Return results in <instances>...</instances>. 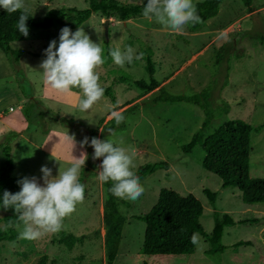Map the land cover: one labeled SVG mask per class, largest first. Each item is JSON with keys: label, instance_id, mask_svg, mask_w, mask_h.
Segmentation results:
<instances>
[{"label": "rangeland", "instance_id": "374dc122", "mask_svg": "<svg viewBox=\"0 0 264 264\" xmlns=\"http://www.w3.org/2000/svg\"><path fill=\"white\" fill-rule=\"evenodd\" d=\"M123 3H142L144 0H118ZM204 0H195L201 2ZM33 19L39 21L50 9L87 8V0H25ZM3 8L0 7V12ZM93 14L79 28L102 46L104 22ZM109 43L121 51L131 46L139 60L123 67L113 61L97 71L104 89L110 88L116 102L103 98L88 111H80L79 89L61 95L46 87L42 80L41 62L51 41H57L61 29L28 28L22 42L11 43L14 50H23L18 61L0 51V166L4 161L2 145L8 136L18 134L11 144L15 162L13 176L37 177L42 181V166L58 175L66 169L72 155L86 152L88 159L81 170L80 180L86 185L85 199L64 220L67 234L80 239L69 250L59 244V232L46 234L36 241L20 239L3 242L0 264H37L42 255L53 264H108L105 220L106 187L98 180L103 158L93 159L91 138L105 140L109 131L122 139L124 147L135 151V171L145 164H169V169H157L140 181L144 192L135 201L121 199L120 211L126 217L120 246L113 264H264V205H248L236 187H222L219 177L202 167L204 151L196 147L184 154L181 146L188 143L205 119L203 111L189 103H162L160 96H194L209 93L213 121L205 135L223 122L239 119L254 126L264 122V0H252L246 8L240 0H225L218 14L192 31L189 26L181 34L147 18L130 19L109 24ZM79 28L72 30L74 33ZM152 50L154 78L157 87L151 91L138 89L133 81L120 83L118 71L131 75L133 80L149 84L144 68L145 50ZM227 67L229 68L227 70ZM124 76V74L122 75ZM227 76L228 84L223 85ZM117 101L119 104L117 105ZM9 108H13L10 111ZM111 110L121 111L125 117L119 126L110 118ZM70 122H69V121ZM12 124L13 126L9 125ZM3 124L10 130L5 131ZM12 134V135H11ZM72 137H75V142ZM85 137L89 145L80 147ZM250 175L264 178V128L253 133ZM161 189L173 190L181 196L193 195L202 205L201 225L206 234L213 229L214 215L229 213L234 220L258 219L257 224H241L224 229L222 245L226 248L213 256L204 252L208 246L197 235L195 252L190 256L142 257L145 223L134 217L148 213L157 203ZM216 194L211 204L204 190ZM7 213L0 210V230ZM19 233L22 229L15 227ZM247 241L249 245L235 247Z\"/></svg>", "mask_w": 264, "mask_h": 264}, {"label": "trees", "instance_id": "16d2710c", "mask_svg": "<svg viewBox=\"0 0 264 264\" xmlns=\"http://www.w3.org/2000/svg\"><path fill=\"white\" fill-rule=\"evenodd\" d=\"M52 1V0H49ZM225 0H204L196 2L198 15L201 22L189 26L192 31L201 28L206 21L218 14L220 5ZM241 3L249 8L252 0H240ZM147 0L142 3H123L118 0H87V8H59L48 10L39 21L33 19L29 13L27 27L48 30L53 26L69 27L75 30L87 22L93 14L103 18H115L120 22H125L135 18H145L142 15L143 8ZM20 12L8 14L4 9L0 12V51L12 58V61H18L24 54L23 50H14L11 43L22 42L26 40L16 28ZM110 39V37H109ZM109 39L102 41L103 54L106 58L104 65L110 64L113 60L109 55V50L113 49ZM152 50H145L144 68L149 77V84L143 80H133L126 72L118 71L120 83L133 81L134 85L144 91H151L157 87L154 78V63L152 60ZM229 68L227 67V70ZM124 74V76H122ZM228 84L227 76L223 85ZM104 96L110 98L112 103L116 102L115 95L110 88L105 89ZM209 93L201 92L194 96L186 95H168L160 96L158 102L162 103H189L200 108L205 116L201 128L195 132L191 140L181 146L184 154H190L193 149L200 147L204 151L202 167L219 177L222 181V187H236L241 192L242 200L248 205H264V178H256L250 175V162L253 133L259 132L264 128V122L254 126L244 120L233 119L223 122L212 133L205 135V130L213 121V114L210 111L211 102ZM69 121V120H68ZM70 122V121H69ZM12 135V134H11ZM18 137V134L8 136L2 145L4 161L0 166V206H2V197L5 190L12 193L20 191L19 180L13 176L15 162L11 157V142ZM157 169H169V164L162 162L159 164H145L139 167L135 172L142 181L149 173ZM83 183V179L80 180ZM106 187L107 199L105 202V220L108 228L107 249L108 264H113L120 246L122 231L126 223V217L120 211L122 200L115 197L109 189L112 182L104 183ZM211 204L215 203L216 194L209 190H204ZM0 210L7 213L3 218L4 229L0 230V246L3 242H15L18 240L19 231L15 228L21 224L13 208L7 210L0 207ZM203 207L201 203L191 194L181 196L173 190L161 189L157 203L151 210L134 218L145 223L143 243L139 250L142 257L169 256L181 257L190 256L195 252V244L192 237L195 234L200 235L206 242L208 248L204 252L206 255L213 256L225 251L222 245L224 229L241 224H257L256 218H245L234 220L229 213L215 214L213 229L210 234H206L201 225ZM57 242L63 244L69 250L80 242L76 236L67 234L61 230ZM249 245L247 241L235 243V247ZM37 264L48 263V257L42 255ZM142 264H149L143 260Z\"/></svg>", "mask_w": 264, "mask_h": 264}, {"label": "clouds", "instance_id": "9594fccd", "mask_svg": "<svg viewBox=\"0 0 264 264\" xmlns=\"http://www.w3.org/2000/svg\"><path fill=\"white\" fill-rule=\"evenodd\" d=\"M0 7L8 14L21 13L16 28L23 36H28L30 9L25 0H0ZM142 15L149 20L154 19L175 34H181L187 26L201 22L195 0H147ZM44 55L46 59L39 67L46 87L61 95H70L73 89H79L82 97L78 98V108L82 112L92 109L103 98L105 89L97 69L106 62V58L101 45L93 41L84 29L79 28L73 33L69 27L62 28L59 46L56 40L51 41ZM109 55L116 65L123 67L134 59H141L143 53L136 55L129 46L124 51L110 49ZM110 118L117 126L125 120L123 113L117 110H111ZM72 138L75 142V137ZM87 145L89 138L85 137L80 147ZM123 145V140L114 138L111 130L107 139L93 137L90 141L94 149L93 159L103 158L98 180L103 183L111 181L109 191L115 197L135 201L143 194L144 188L134 170L135 151ZM87 159L86 152H81L79 157L72 155L69 166L66 169L60 167L56 176L50 168L42 166L43 183L37 177H25L18 181L20 191L3 192L0 207L15 210L22 224L20 239L36 241L64 228L65 218L85 199L86 185L80 182V175ZM21 224L17 227L21 228ZM192 241L197 242L195 234Z\"/></svg>", "mask_w": 264, "mask_h": 264}, {"label": "water", "instance_id": "95a60500", "mask_svg": "<svg viewBox=\"0 0 264 264\" xmlns=\"http://www.w3.org/2000/svg\"><path fill=\"white\" fill-rule=\"evenodd\" d=\"M104 35L106 40L109 39V19H106L104 22Z\"/></svg>", "mask_w": 264, "mask_h": 264}, {"label": "crops", "instance_id": "0c3cea01", "mask_svg": "<svg viewBox=\"0 0 264 264\" xmlns=\"http://www.w3.org/2000/svg\"><path fill=\"white\" fill-rule=\"evenodd\" d=\"M101 18H103V17H101ZM115 20V18H109V24H110V22L111 21H114ZM117 20V19H116ZM118 21V20H117ZM120 22V21H119ZM125 22H127V21H125ZM124 22V23H125ZM110 27V26H109ZM110 37V36H109ZM0 118H3V115H1V117ZM9 124V123H8ZM9 125H11V126H13L12 124H9ZM9 125H7V124H3L2 125V128L5 130V131H8V130H10V127H9ZM1 132V131H0Z\"/></svg>", "mask_w": 264, "mask_h": 264}, {"label": "built area", "instance_id": "2783aa9c", "mask_svg": "<svg viewBox=\"0 0 264 264\" xmlns=\"http://www.w3.org/2000/svg\"><path fill=\"white\" fill-rule=\"evenodd\" d=\"M10 111H13V108H9ZM2 113L0 112V117H1Z\"/></svg>", "mask_w": 264, "mask_h": 264}]
</instances>
